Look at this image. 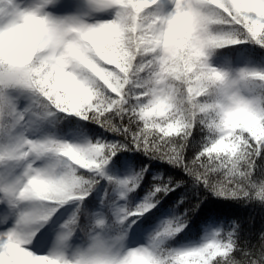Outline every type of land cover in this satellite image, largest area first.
Returning <instances> with one entry per match:
<instances>
[{
	"label": "snow or ice",
	"instance_id": "6c2138e0",
	"mask_svg": "<svg viewBox=\"0 0 264 264\" xmlns=\"http://www.w3.org/2000/svg\"><path fill=\"white\" fill-rule=\"evenodd\" d=\"M208 194L264 213V0H0V264H264Z\"/></svg>",
	"mask_w": 264,
	"mask_h": 264
},
{
	"label": "trees",
	"instance_id": "16d2710c",
	"mask_svg": "<svg viewBox=\"0 0 264 264\" xmlns=\"http://www.w3.org/2000/svg\"><path fill=\"white\" fill-rule=\"evenodd\" d=\"M64 124V121L60 122V126L62 127ZM41 130L47 134V133H54L58 132L60 134H65V132H61L58 129L52 128L51 126L48 127H42ZM87 136L89 137V140H95L96 138H106V139H113L111 134L104 132L103 129L99 128L97 125L92 124L90 126V130L87 131ZM120 155H124L126 157H137V159L128 160V162L131 165V174L133 175L135 172L139 171L141 168H143L145 165H147L148 171L145 173L144 180L141 182L140 186H138L135 191L126 198L130 200L131 203L135 204L138 202L139 198L144 195V193L149 189V187L152 184V176L163 174V175H173V176H180L182 173L179 172L178 169L169 168L166 164H160L159 161L151 160L144 155H142L139 152H128V153H119ZM138 161H142L143 163H139ZM107 175H111L113 178H116L115 169H108L106 172ZM129 175V176H130ZM108 184V181L106 179H100L98 185L95 187V189L90 193L88 197H86L87 200L91 201L93 205H96L99 203L100 198L102 195L105 194V187ZM183 186L181 188H177L175 192H169L167 196L164 197L165 200H168L171 198V200L174 202L175 200L180 199L181 196H184L186 198V202L188 199H192L193 193L191 191L182 190ZM139 194L137 196L136 194ZM135 197V199H133ZM208 199L212 200L214 204L220 208L228 217L235 218V217H241L245 221L246 230L249 231L251 235V243L253 245L258 246V235L261 229H264V213H261V211L256 208H250L247 205H240L233 201H218L215 197H212L211 194H208ZM163 202V201H161ZM175 246V245H173Z\"/></svg>",
	"mask_w": 264,
	"mask_h": 264
},
{
	"label": "rangeland",
	"instance_id": "374dc122",
	"mask_svg": "<svg viewBox=\"0 0 264 264\" xmlns=\"http://www.w3.org/2000/svg\"><path fill=\"white\" fill-rule=\"evenodd\" d=\"M37 135H50V136H53L56 139H61V140H64V141L70 142V143L79 142V140L77 138L71 137L70 135L60 134L58 132H54V133L52 132V133L45 134L41 129L37 132ZM86 136H87V134H86ZM87 139L89 140L88 136H87ZM131 171H132L131 170V165H130V163L128 161H126V163H125V165L123 167L115 169V174H116L117 179H124V178L128 177L131 174ZM67 207L69 209H71L72 206H71V204H69ZM125 243H126V246H132V247L135 246V245H128L127 239H126ZM77 246H79V242H77Z\"/></svg>",
	"mask_w": 264,
	"mask_h": 264
}]
</instances>
